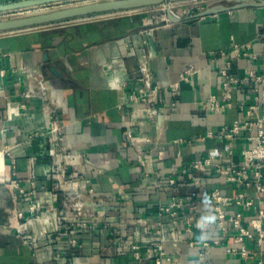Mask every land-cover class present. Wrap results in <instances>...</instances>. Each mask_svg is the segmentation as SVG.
Returning a JSON list of instances; mask_svg holds the SVG:
<instances>
[{
    "label": "crops",
    "instance_id": "1",
    "mask_svg": "<svg viewBox=\"0 0 264 264\" xmlns=\"http://www.w3.org/2000/svg\"><path fill=\"white\" fill-rule=\"evenodd\" d=\"M22 1L27 0H0V6ZM219 5L235 4L221 2L176 13L175 21L166 14L168 23L150 13L0 34V150H8L4 161L9 175L13 169L24 191L0 181V264H140L130 244L119 246L117 237L147 246L154 238L158 206L193 193L198 202L193 233L186 231V206L177 208L175 220L163 219L165 249L171 258L165 264H264V245H256L255 235L246 243L247 257L231 253L235 232L221 238L210 201L213 189L232 198L244 193L253 205L228 211L242 212L248 226L254 222L264 228V215L259 217L264 198L253 187L244 189L213 171L201 174L189 168L196 160L219 155L225 166L240 164L242 150L251 146L246 134L231 142V154L220 131L243 119L240 105L250 104L256 92L263 99L264 115V81L233 86L231 106L225 111L205 108L209 99L225 102L221 70L228 61L239 78L264 70V6L193 19ZM234 43L251 44L250 57L233 60ZM148 51L153 53L149 68L154 82L162 88V130L145 117L141 104H125L127 95L140 88L136 80L125 89L113 85L131 75ZM190 67L197 73L174 95L170 86L181 82ZM29 73L42 74L48 82L70 156L40 159L50 151L48 121L43 103L24 98ZM127 130L132 138L125 136ZM62 173L69 184L60 182ZM69 190L84 195L94 211L70 223L93 227L77 225L67 234L56 221L46 220L63 211V196ZM28 202L41 206L42 219L28 221L25 235H19L17 206ZM217 239L221 244L212 245L204 259L199 256L201 246L189 244Z\"/></svg>",
    "mask_w": 264,
    "mask_h": 264
},
{
    "label": "built area",
    "instance_id": "2",
    "mask_svg": "<svg viewBox=\"0 0 264 264\" xmlns=\"http://www.w3.org/2000/svg\"><path fill=\"white\" fill-rule=\"evenodd\" d=\"M179 4V3H177ZM26 10V9H25ZM23 11V10H20ZM185 10L184 12H187ZM13 11L10 13L14 17ZM0 15H3V13ZM10 19V18H8ZM166 23L169 22L167 17L164 18ZM30 30V29H29ZM251 44L240 46L236 43L233 44L232 55L233 60H239L241 58L250 57ZM153 57V53L148 51L141 61L139 62L136 70L127 75L124 79H116L113 85L119 89H125L129 82L133 79L136 80L140 88L137 92L127 95L125 104L128 108H131L135 104H141L144 108L145 117L153 122L158 129L162 130L164 126V112L161 110L164 104L161 97L162 88L154 82L153 75L149 68V62ZM232 61H228L226 67L221 70L222 85L225 89L224 100L220 102L217 99L206 100V107L213 112L225 111L231 106L230 100L232 98L233 86H244L247 83L254 80L255 82L262 83L264 81V70L259 75L254 72H250L245 78H239L231 73ZM196 70L193 67L188 68L181 76V82L172 84L170 89L174 95L177 94L182 82H188L190 77L196 74ZM30 82L27 89L24 92V98L28 100H38L43 103V112L47 117L48 127L45 131V135L50 140V151L47 155H43L40 159H45L47 156L52 160H56L60 154L71 155V147L67 143L65 127L60 125L57 120V108L54 106V102L51 96V90L48 82L42 74L29 73ZM35 79V81H34ZM263 99L256 92L253 100L248 105H240V111L242 115L241 121H236L231 127L223 128L220 131V135L225 137L229 141V149H231L232 141L237 139L242 134H246V140L251 143L250 147L242 150V162L240 164L232 163L229 165H223L221 162L222 155L204 157L200 160L192 162L189 166L190 170L201 174H207L209 171H213L216 175L224 177L228 182L235 183L241 188L247 189L253 187L257 193L264 198V115L261 114V108ZM175 106V104H173ZM20 108L25 110L26 105H20ZM175 108V107H174ZM13 111V109H10ZM15 111V110H14ZM13 111V112H14ZM125 136L132 138V131L127 130ZM151 141V140H147ZM182 140H177L175 143H179ZM10 149V148H9ZM8 150H0V181L9 183L14 188H19L23 194L18 183V179L15 178L16 172L12 170V176L9 175L7 164L5 163V156ZM232 154V149L230 150ZM61 183L69 184V179L66 173H62ZM171 183H175L172 179ZM211 204L214 207L215 214L217 216V224L220 231L221 238H228L232 233L233 242L231 244V253L238 254L241 258H245L249 254L247 242L254 235L256 237V245H264V228L260 224L252 222L251 226H248L244 219V214L239 211L229 212L228 208L232 206L245 205L250 207L253 205V200H247L244 193L238 194L236 197H228L222 194L219 189H213L211 192ZM186 206L189 213L186 217V231L193 233V226L195 223V217L198 213V202L196 194H190L185 197H179L174 199L171 203L161 204L157 208V218L155 221L154 238L148 243V245L139 244L129 240L125 242L124 238L119 235L116 239L119 246H123L126 243L130 244L135 259L140 264H165L170 262L171 258L167 255L165 249V234L163 229V219L169 217L172 220L177 218V208ZM63 211L53 216V218H46L47 221H56L59 228L64 233H69L73 230L74 226H79L81 229L93 227L87 222H79L77 225L70 223L71 219L75 218H87L93 215V208L88 204L86 197L81 195L75 190H69L63 196ZM47 212H50L51 206L46 208ZM42 208L37 203H24L18 204L16 210V226L15 230L19 235H25L27 230V223L31 219H42ZM29 215V216H27ZM264 215L261 212L259 217ZM252 229L256 231L253 233ZM117 235V234H116ZM72 245H76V240L70 241ZM190 246L193 248L195 245H200L201 250L199 256L204 259L209 252L212 245H220L221 240L217 239L213 242H190ZM145 251L144 257L142 254ZM65 264H71L66 262ZM251 264H263L262 262Z\"/></svg>",
    "mask_w": 264,
    "mask_h": 264
},
{
    "label": "water",
    "instance_id": "3",
    "mask_svg": "<svg viewBox=\"0 0 264 264\" xmlns=\"http://www.w3.org/2000/svg\"><path fill=\"white\" fill-rule=\"evenodd\" d=\"M67 0H27L22 2H16L6 5L0 6V13L13 12L19 10H25L33 7L49 5L52 3L64 2ZM191 0H122V1H111V2H103L88 6L76 7L71 9H63L56 10L48 13H41L26 17H18L11 18L6 20H0V34L5 33H13L24 31L28 29H36L43 25L51 24L53 22L69 19L78 16L92 15L98 13H106L113 11H121L127 9H135L139 7H147L157 4H169V3H178V2H186ZM264 6V0H259L256 2H242L237 3L231 7H226L223 5H219L213 8H210L206 11L200 12L193 19H197L200 17L208 16L215 14L219 11L240 8L245 6ZM168 14V12H167ZM169 14H171L169 12ZM169 16V15H168ZM170 20H178L179 18H173L171 15L169 16ZM181 21V20H180Z\"/></svg>",
    "mask_w": 264,
    "mask_h": 264
},
{
    "label": "rangeland",
    "instance_id": "4",
    "mask_svg": "<svg viewBox=\"0 0 264 264\" xmlns=\"http://www.w3.org/2000/svg\"><path fill=\"white\" fill-rule=\"evenodd\" d=\"M111 1H122V0H67L64 2L52 3L49 5L33 7V8L23 10V11L19 10L18 12H14L15 14L14 17L10 15L11 12H6V13H3V15H0V19L4 20L8 18L11 19V18H18V17H26V16H31V15L41 14V13L53 12L56 10L71 9V8L88 6V5H93V4L103 3V2L104 3L111 2ZM244 1L248 2L250 0H191V1H186V2H178L179 4L169 3L168 5L162 3V4L147 6V7H139L135 9L98 13V14H92V15L73 17L69 19H63V20L53 22L51 24L43 25L36 29L58 28V27H63V26L76 25L78 23H83V22L96 21V20H100L103 18H112L115 16H128V15L132 16V15H145V14L147 15L150 13H154L158 17L165 18L168 9L172 10L176 14V13H182L185 10H188V11L192 9L198 10V8H202L203 6H208V5L211 6V5H215L218 3L220 4L221 2L233 5V4L244 2ZM33 29L34 28H32V30Z\"/></svg>",
    "mask_w": 264,
    "mask_h": 264
},
{
    "label": "bare ground",
    "instance_id": "5",
    "mask_svg": "<svg viewBox=\"0 0 264 264\" xmlns=\"http://www.w3.org/2000/svg\"><path fill=\"white\" fill-rule=\"evenodd\" d=\"M168 15L170 16H172L173 18H179V16L177 15V14H175L172 10H170V9H168ZM169 12L171 13V14H169ZM1 163H0V170H1Z\"/></svg>",
    "mask_w": 264,
    "mask_h": 264
}]
</instances>
